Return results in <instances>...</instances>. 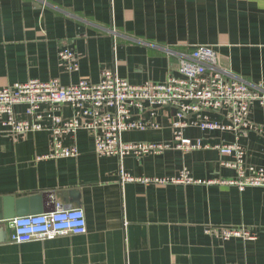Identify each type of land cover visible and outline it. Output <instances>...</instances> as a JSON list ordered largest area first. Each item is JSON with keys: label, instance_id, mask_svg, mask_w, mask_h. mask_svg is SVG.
I'll return each instance as SVG.
<instances>
[{"label": "crops", "instance_id": "obj_1", "mask_svg": "<svg viewBox=\"0 0 264 264\" xmlns=\"http://www.w3.org/2000/svg\"><path fill=\"white\" fill-rule=\"evenodd\" d=\"M198 46L212 47L232 77L262 81L264 0H0V89L33 79L98 83L104 70L133 85L163 83ZM63 49L73 52L76 71L59 60ZM39 112L50 128L49 108ZM14 114L35 121L25 106ZM70 115L60 108V118ZM166 117L158 118L162 130L126 132L122 141L172 143ZM248 119L264 129V107L253 103ZM183 138L201 148L119 160L98 156L93 136L79 130L63 138L78 154L51 158L48 129L13 135L0 122V264H264V188L208 182L237 176L219 144L238 143L246 163L264 169V134L191 128ZM121 169L164 180L186 170L203 183L124 182ZM58 208L82 209L86 233L11 241L10 220ZM222 229L247 236L224 240Z\"/></svg>", "mask_w": 264, "mask_h": 264}, {"label": "built area", "instance_id": "obj_2", "mask_svg": "<svg viewBox=\"0 0 264 264\" xmlns=\"http://www.w3.org/2000/svg\"><path fill=\"white\" fill-rule=\"evenodd\" d=\"M59 60L68 71H76L74 54L63 49ZM177 75H170L163 83L133 85L118 77L115 71L104 70L98 83L80 81L63 86L56 79L28 80L0 89V122L13 135L49 130L51 132V158L75 157V146H64V137H74L79 130L89 132L94 139V150L101 157L126 156L137 159L159 155L171 148L188 152L201 148L183 138L186 129L202 132H229L236 137L245 131L264 129L253 125L248 117L253 103L264 107V79L249 84L232 77L217 64V53L212 47L198 46L189 54L178 57ZM25 106L35 121L20 120L14 107ZM46 106L51 127L41 123L40 108ZM71 110L70 117L58 116L60 108ZM162 111V113H160ZM161 114V115H160ZM169 118L172 143H127L122 135L131 131H160V116ZM215 149L220 155L234 160L224 163L235 170V180L208 181L210 184L235 185L240 191L246 187L264 188V169L248 165L245 149L238 143L219 144ZM124 182L140 181L145 184H197L203 183L189 176L184 170L178 180L159 178L135 179L120 170ZM11 241L17 244L33 240H50L66 235H84L87 231L85 213L80 208H58L54 212L17 217L9 221ZM212 230H209V233ZM224 240L247 236L240 229H222Z\"/></svg>", "mask_w": 264, "mask_h": 264}]
</instances>
